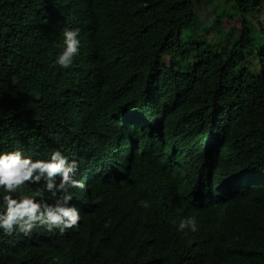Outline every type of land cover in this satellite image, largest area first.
<instances>
[{"label": "trees", "instance_id": "trees-1", "mask_svg": "<svg viewBox=\"0 0 264 264\" xmlns=\"http://www.w3.org/2000/svg\"><path fill=\"white\" fill-rule=\"evenodd\" d=\"M208 1L0 0V150L41 158L40 146H28L32 107L41 101L55 122L85 127L102 120L119 130L114 118L140 121L123 129L140 141L136 160L155 161L164 187L218 186L228 173L261 182L251 189L243 183L242 196L208 207L184 252L143 211L94 212L86 191L77 196L84 203L79 231L41 227L25 239L0 232V264H165L162 257L264 264V0H227L228 13L207 18L198 11ZM235 19L239 30H227ZM66 27L80 29L74 80L54 63ZM52 71L62 80L57 94L47 90ZM145 132L152 138H141ZM239 241L247 254L232 252Z\"/></svg>", "mask_w": 264, "mask_h": 264}, {"label": "clouds", "instance_id": "clouds-1", "mask_svg": "<svg viewBox=\"0 0 264 264\" xmlns=\"http://www.w3.org/2000/svg\"><path fill=\"white\" fill-rule=\"evenodd\" d=\"M62 37L63 50L55 56L54 63L62 69L69 68L74 80L76 73L72 64L82 46L80 29L66 27ZM16 44L24 42L20 40ZM47 84V90L53 94L63 88L60 74L55 71L48 74ZM54 103L61 108L55 98ZM76 112L79 110L71 111L72 119ZM32 113L34 118L29 121V126L35 131L29 135L28 146L32 151L40 146L41 158L26 155L19 148L0 150V232L7 236L21 234L20 238L25 239L24 236H31L41 227L48 231L58 230L60 234L76 228L79 231L84 203L77 196L87 191L92 194L88 197L93 200L94 212L112 210L111 213L135 214L143 211L152 217V222L159 223L160 233L167 240L174 236L177 250L184 252L197 236L199 219L208 207L242 196L245 193L243 183L247 184L246 189L261 183L251 176L243 182L239 173H228L218 186L210 180L185 187H164L160 183L167 178L155 174V161L146 165L136 160L140 157L137 148L140 141L123 129L126 123L138 124L140 121L130 119L122 123L114 118L119 130L102 120L85 127L55 122L45 116L49 113L41 101L33 105ZM146 126H149L148 122ZM143 135L152 138L153 133L145 132L141 138ZM203 153L199 154L201 158ZM158 160L169 165L163 159ZM41 183L42 188L34 195H18L20 189ZM152 184L159 186L151 188ZM44 193L51 194L54 200H46ZM262 208L264 210V205ZM114 219L123 223L137 221ZM141 223L147 227L144 220ZM165 242L162 240L161 243ZM232 252L247 254L243 253L241 241ZM162 259L165 264L175 261L168 257Z\"/></svg>", "mask_w": 264, "mask_h": 264}, {"label": "rangeland", "instance_id": "rangeland-1", "mask_svg": "<svg viewBox=\"0 0 264 264\" xmlns=\"http://www.w3.org/2000/svg\"><path fill=\"white\" fill-rule=\"evenodd\" d=\"M202 6H203V9H200L198 11V14H202L203 17L207 16V18L210 17L211 15L219 16L223 13H228L227 10H229V7L227 5V0H210L207 3L204 2L202 4ZM202 16H201V18H202ZM201 22L203 24H205L203 20ZM240 22L241 21H239L238 19H235V21H233V22L229 21L227 23V26H228L227 30H229V29L232 31L239 30V27L241 24Z\"/></svg>", "mask_w": 264, "mask_h": 264}]
</instances>
